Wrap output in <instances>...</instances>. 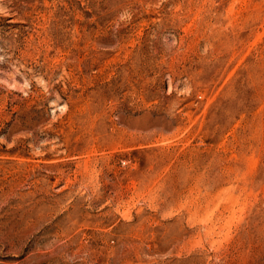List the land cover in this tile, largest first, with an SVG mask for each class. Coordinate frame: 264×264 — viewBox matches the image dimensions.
<instances>
[{"label": "rangeland", "instance_id": "obj_1", "mask_svg": "<svg viewBox=\"0 0 264 264\" xmlns=\"http://www.w3.org/2000/svg\"><path fill=\"white\" fill-rule=\"evenodd\" d=\"M0 264H264V0H0Z\"/></svg>", "mask_w": 264, "mask_h": 264}, {"label": "bare ground", "instance_id": "obj_2", "mask_svg": "<svg viewBox=\"0 0 264 264\" xmlns=\"http://www.w3.org/2000/svg\"><path fill=\"white\" fill-rule=\"evenodd\" d=\"M5 15V14H4ZM15 21V20H14Z\"/></svg>", "mask_w": 264, "mask_h": 264}]
</instances>
